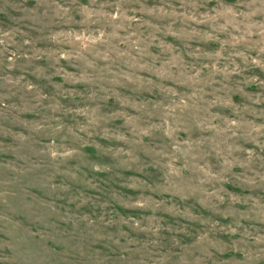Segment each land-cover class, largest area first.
I'll list each match as a JSON object with an SVG mask.
<instances>
[{
  "label": "rangeland",
  "instance_id": "obj_1",
  "mask_svg": "<svg viewBox=\"0 0 264 264\" xmlns=\"http://www.w3.org/2000/svg\"><path fill=\"white\" fill-rule=\"evenodd\" d=\"M0 264H264V0H0Z\"/></svg>",
  "mask_w": 264,
  "mask_h": 264
}]
</instances>
